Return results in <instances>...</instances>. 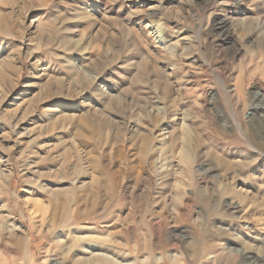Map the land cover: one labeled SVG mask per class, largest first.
<instances>
[{"label": "rangeland", "instance_id": "rangeland-1", "mask_svg": "<svg viewBox=\"0 0 264 264\" xmlns=\"http://www.w3.org/2000/svg\"><path fill=\"white\" fill-rule=\"evenodd\" d=\"M263 117L264 0H0V264H264Z\"/></svg>", "mask_w": 264, "mask_h": 264}, {"label": "bare ground", "instance_id": "bare-ground-1", "mask_svg": "<svg viewBox=\"0 0 264 264\" xmlns=\"http://www.w3.org/2000/svg\"><path fill=\"white\" fill-rule=\"evenodd\" d=\"M156 30V29H155ZM158 31H159V29H158ZM156 32V31H155ZM162 33V32H161ZM225 33V32H224ZM227 33V32H226ZM251 34L250 35H256L255 37H259L261 34H262V36H263V33H261V32H259V31H253V32H250ZM157 35H158V37L160 38V40L161 41H164V36L162 35L161 36V34L159 33V32H157ZM230 35V34H229ZM249 35V36H250ZM253 37V36H252ZM95 79V78H94ZM235 89V88H234ZM163 114H165V112L163 113ZM264 118V117H263ZM165 119H167V116L165 117V118H163V120H165ZM169 120V119H168ZM170 121V120H169ZM167 137H169L168 135H167ZM166 137V138H167ZM161 139H164V138H161ZM160 140V139H159ZM204 172H207V170L205 169L204 170ZM54 196H55V194H54ZM57 196V195H56ZM59 196H61V195H59ZM61 198V197H60ZM50 199V198H49ZM57 199V198H56ZM62 199V198H61ZM61 199L59 200V202L61 201ZM49 203V202H48ZM230 247V246H229ZM228 247V248H229ZM225 249V248H224ZM224 249H222V250H224ZM232 249H234V248H232ZM227 250H229L230 251V249H227ZM226 250V251H227ZM252 251V250H251ZM232 253H234L233 251H232ZM235 253L236 254H242V251H241V249L239 250V249H237V250H235ZM231 254V253H230ZM257 254V253H256ZM229 255V254H228ZM248 257L249 258H247V259H251V258H253V260L255 261V260H257V257H256V255H254V256H249L248 255ZM256 257V258H255ZM243 258V257H242ZM241 261V260H240ZM251 264V263H250Z\"/></svg>", "mask_w": 264, "mask_h": 264}]
</instances>
